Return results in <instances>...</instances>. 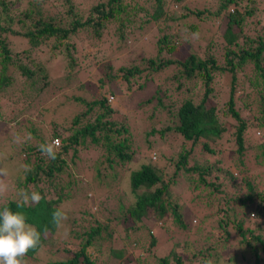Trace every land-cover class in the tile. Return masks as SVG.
Listing matches in <instances>:
<instances>
[{
  "label": "trees",
  "instance_id": "16d2710c",
  "mask_svg": "<svg viewBox=\"0 0 264 264\" xmlns=\"http://www.w3.org/2000/svg\"><path fill=\"white\" fill-rule=\"evenodd\" d=\"M179 2H183L180 10H173V5ZM141 13L147 17L145 20H140ZM152 20L155 24L162 21L160 24L164 26H168L169 20H175V31L157 27L162 33L154 38L156 31L152 30L137 46H142L139 52L143 53L146 49L143 45L149 39L153 53L129 60L139 61L138 64L122 65V61L128 62V53L134 55L137 47L125 52V42L136 39L130 38L134 29L141 30ZM16 22L18 26L14 27ZM205 24L212 30L217 27H214L217 37L207 35L210 28L204 29ZM80 32L86 36L77 42L75 39L81 36ZM193 34H197L194 39ZM206 35V45L202 49L198 40H203ZM11 36L26 41L27 46L23 49L14 47ZM195 42L198 47L194 48ZM63 45L60 52L58 49ZM105 45L107 47L103 49ZM90 46L93 47V58L77 67L74 51ZM46 48L53 57L60 54L67 58L65 66L71 69L70 89L68 97L65 93L63 98L70 101L62 105L61 111L72 112L65 117L60 116V110H52L45 123L50 127L48 129L40 122H31L26 133L15 131L17 140L18 135H25L17 145L23 144V163L31 171L20 170L10 196L3 200L0 208L16 210L22 188L42 194L43 199L38 204L21 209L28 223L41 232L40 245L27 256H36L40 248L48 245L51 253L61 254V259H39L46 264H102L94 247L95 242L100 241L120 264H207L208 261L229 264L230 258L222 253V250L227 253V249L216 243L222 236L224 240L229 238L232 228L242 249L240 259L249 264H264V111L261 117L254 119L246 115L254 102H261L264 109V0H0V92L10 85L13 73L19 74L21 85L16 92H10L7 100L16 103L14 96H17L26 101L20 109L35 103L50 81L49 68L34 58L37 52ZM98 54L108 61L110 69L118 63L116 70L122 73L126 82L133 76L141 79L137 88L127 89L128 97L133 98L141 89H153V93L138 105L143 110L137 108L132 112L138 110L146 115L147 120H142V116L137 128L153 122L161 114L165 118L168 116L164 127L156 129L150 125L146 135L176 133L181 138L176 156H166L172 166L171 173L156 164L158 153L155 151H151L148 162H137V132L132 127L135 120L131 121L132 116L127 111V116L121 115L119 119L110 103L111 98H117L115 85H105L107 90H113L108 93L114 95L108 97L102 94L88 98L78 93L82 77H86L83 74L89 73ZM246 66H251L249 70L255 75L244 73L242 70ZM169 69L173 76L167 82H176L177 86L162 89L158 86L159 76ZM72 76H75L74 80H71ZM216 82L218 92H215ZM243 82L251 86L250 93L260 87L261 95L249 94ZM238 86L244 91H239ZM184 88L190 94L180 100L173 99ZM194 90L198 92L196 97ZM247 95L251 98L245 99ZM150 104L152 108L147 109ZM17 114L4 118L0 112V118L11 122ZM57 119L61 120L56 122ZM25 120L15 123L19 129ZM55 138L59 139L60 147L57 158L50 160L41 154L39 145ZM88 143L99 158L84 162L81 148ZM198 143L201 145L199 158L193 154ZM152 146L147 139V148ZM65 165L72 166L70 172L73 174L80 175L82 169L88 171L90 182L80 175L76 179L79 183L62 184L59 177ZM101 183L117 198V205L108 209L113 218L108 217L107 222L95 217L93 211L95 206L97 212H103L111 205L94 194L95 187L100 190ZM128 195L129 199L126 198ZM188 195L193 202L199 201L194 210L196 214L199 207L206 206L211 211L205 215L217 217L218 228L223 230L220 236L210 229L206 232L200 226L195 237L184 242L181 252L170 249L163 255L149 254L148 257L128 255L130 248H143L137 246L138 239H131L129 248L111 247L112 226L118 223L124 226L125 221V231L131 233L143 227L144 218L151 219L154 225L171 218L188 233L193 224V214L191 218L187 217L190 211L185 209ZM80 204L83 206L78 207ZM61 205L68 217L61 229L64 247L53 243L57 230L52 225V213ZM81 216L93 218L94 224L80 220ZM76 241L74 249L70 245ZM155 244L152 235L149 252ZM112 257L107 264H111Z\"/></svg>",
  "mask_w": 264,
  "mask_h": 264
},
{
  "label": "rangeland",
  "instance_id": "374dc122",
  "mask_svg": "<svg viewBox=\"0 0 264 264\" xmlns=\"http://www.w3.org/2000/svg\"><path fill=\"white\" fill-rule=\"evenodd\" d=\"M83 1H88V0H83ZM182 3L183 2L176 3V5L174 4L172 9L175 11H179L180 7L182 6ZM191 5L195 6V4H192V3ZM143 7L145 6L143 5ZM141 9L144 10L145 8H141ZM139 16H140V20H145L147 18L144 15V13L139 14ZM174 21L175 20H169L168 26H164L160 24L162 21H160V23L155 24L154 21L152 20L151 22H148L141 30L134 29V32H132L133 34L131 35L130 38L134 37L138 39V37H141V39L140 40H136V39L127 40L124 46L125 52L132 50V48H134L135 45L137 46L141 40L146 39L147 35L149 36L148 33L151 34L152 30L156 31L154 32L156 34H154L152 37L155 38L161 35L162 32L159 30V28L157 29V27H169L168 29L171 30L173 33L175 31ZM19 23L20 25L22 24L20 21ZM16 26H18L17 22L15 23L14 27ZM214 27H212L213 28L212 30L210 27H208L207 24L204 25V29L210 28V31L207 34L208 36H212V37L216 36L215 28L217 27L215 28ZM79 35L81 36L75 39L76 41L78 40L77 42L81 41L82 36H86L84 33H81V32ZM207 35L203 38V40H198V43L202 45L201 46L202 49L205 48ZM11 37H12L11 38L12 41L14 42L11 44H13L14 47L17 46L18 48L23 49L27 46L26 41H23L14 36H11ZM194 38L195 36H192V39ZM70 41H72V39H70L69 42ZM150 42H152L151 38H150ZM64 46L65 45L61 46V48L58 50H60V52L63 51ZM143 46L146 47V49L144 50L145 52L144 51L143 53L139 52L142 46L135 47L136 53L134 55H131V52H129L128 57L126 58L128 62L122 61V65L127 66L129 64H138L139 61L137 63H133V62H129V60L133 58L138 60L142 58L143 56L150 55L149 53H153V48L149 44V39L148 41H146V45H143ZM106 47L107 45H105L103 49H105ZM193 47L194 48L198 47L196 42L193 43ZM76 48H79V47L76 46ZM78 50L79 51H74L75 56L77 57L76 65L77 67H81L84 65L85 62L93 58V56H91L93 47L90 46V48L85 47V48H82V50L81 49H78ZM82 53H86V54L82 55ZM98 55L99 56L96 57V61L94 62V64L89 68L90 69L89 73L83 74L84 76L86 75V77H82L83 82L80 87L78 86V89H79L78 93H82L84 96L88 98L94 95L97 97V96L104 94L108 97V96L115 94L117 98L115 96L114 98H111L110 103L112 105L113 110L118 114L117 115L118 118L120 119L121 115L127 116L126 115V111H127L128 115L132 116L131 121L135 120L132 127L137 132V140H135V147L138 150L137 155L139 159L137 162H148L149 157L151 158V155H152L151 151H155L158 153L157 155H155L156 164L162 166L166 170V172L171 173L172 166L168 164L166 156L170 154L171 155L175 154L176 156L181 146V138L176 133H172L170 136H165V135L158 134V133L153 136L146 135V132L149 131L150 129L149 127L150 125L154 126L156 129H160L164 127L165 124L168 123L167 121L168 116H166L165 118L163 114H161L153 122H150L148 120L149 121L148 124L137 128L138 125L140 124L138 121H142L146 119V115L144 116V114H142L141 112L143 109L138 108L139 107L138 105L153 93V89L151 90L141 89L142 91L135 92L133 98L128 97L127 89L137 88V86H139L138 83L141 82V79L138 76H133L131 77L129 82H126L124 79H122V73L116 70L118 67L116 65L118 63L114 65L115 67L110 69L108 67L109 65L108 61L104 60L103 57L100 58L101 57L100 54ZM136 56L138 58H135ZM174 57H176V55H174ZM34 58L36 60H40L47 68H49V74H50V81L48 85L44 88L41 96L39 98H36V102L33 104H30L29 106H26L24 109H20V108L25 106L27 102L22 99H18L17 96H14V101L17 100L16 103L11 104V102L10 103L8 102L7 97L10 94V92H16L17 89L21 85V77H19V74L17 73L12 74V80H11L10 85L6 86L3 89V91L0 92V109L2 110L0 112L2 113L3 117L11 118L16 113H19L17 114L16 119L13 118L11 122H8L6 119L0 118V166L5 167L8 171V175L6 177H0V179H2L3 182L8 186L7 192L4 195H0V204L3 202L4 199L10 196L14 179L16 178L20 170L26 167L23 163V158H25L24 151L21 150V148H23V144L17 145V142L20 141L22 138H24L25 135H21V136L18 135V140H17L15 131L18 130L19 134L26 133L28 123H31V122H35V123L40 122L43 125V127L48 129L50 127L45 126V123H47V120L51 116L52 110H58V111L60 110L59 112L60 116L64 115L65 117H67L69 112H72V111H67V110L61 111L64 108L62 107V105L70 101L69 99H66L68 97L67 91L70 89V87H68L70 83L68 81V77L71 72V69L65 66V63H66L65 60L67 58H63V56L60 54L55 55V57H53L51 56V51L47 48L41 49L39 52H37V54L34 55ZM250 67L251 66H246L245 69H243L242 71L244 73L251 72L250 74L255 75L254 72L249 70ZM170 69L159 76L160 84L158 86L162 89L167 88V87L170 89H175V87L177 86L176 82L174 83H171L169 81L167 82V80L173 76V73ZM241 75H243V73H241ZM74 78L75 76H72L71 80L72 79L74 80ZM109 83H112L113 85H115L116 92L114 94L112 92L108 93V91H113L110 89L107 90V87L105 85ZM243 84L246 88H248V93L254 96H260L261 92L263 91L260 87H257L254 90H252L250 93L251 86H249L247 82H243ZM188 85L190 84L188 83ZM38 87H41V86L38 85ZM103 87H105L106 89ZM238 89H240L239 91H244L239 86H238ZM218 90H219V86H218V82H216L215 92H218ZM197 91L199 92L200 90L197 89ZM197 91L194 90L195 97L198 94ZM65 93H67V96L66 98H63V95ZM189 94H190V91L188 90L186 91L184 88L182 92H180V95L175 96L176 98H173V99L180 100L181 97H186ZM221 97L219 98L220 102L222 101ZM244 98L250 99L251 97L247 95ZM260 104L261 102H258V101L254 102L253 106L247 109L248 112H250L246 114L248 118L254 119V117H258V116L261 117L263 115L264 109L261 107ZM175 105H176V102H175ZM137 108L138 110H141V111L136 110V112H132L134 109H137ZM151 108H152V104L147 106V109H151ZM78 109L79 107H77V110ZM112 116L114 117V115ZM142 116H144V118L141 120ZM125 119H128V118H125ZM24 120L25 122L22 125L23 127L19 129L18 124L16 125L15 123L17 121L21 122ZM60 120L61 119H57L56 122H59ZM3 122H4V126H2ZM56 124H59V123H56ZM49 132H51V130H49ZM147 139L153 145L152 146L153 148L152 147L151 149L147 148ZM84 143L87 144L85 141ZM200 148H201L200 143H198L194 147L193 154L197 158H199V155H200ZM81 149H83V154L81 156L84 162L86 160L89 162L93 161L94 158L98 157L97 151L92 150L93 149L92 145L89 143L87 146H84ZM89 151L91 154H89ZM91 151H93V153ZM222 154L226 156L224 151H222ZM70 157L71 155L67 157V160H69ZM174 159L176 160L177 157H175ZM71 168L72 166L65 165L63 170L61 171L59 179L61 180V183L63 182L62 184L67 185L69 182H71L72 184L74 181H77V183H79V180H76V179L80 175L81 177H83L84 180H86V182H90L89 180L90 175L88 171H86L85 169H82L83 172H80V175L76 174V172H74L73 174L72 172H70ZM98 188L95 187L96 190L94 194L99 195L102 202L110 203L112 206L109 205L107 207V210L103 212H97L98 208L96 209L97 206H95L93 207L94 209L93 211H94L95 217H97L99 220L107 222L108 217L113 218V214L109 212L108 209L113 208V205H117L115 204L117 198L114 197V192L106 191V188L105 186L104 187L102 186V183L100 184V190H98ZM125 188H126V185H125ZM97 192H100V193L98 194ZM203 194L205 195V193ZM126 198L129 199L130 198L129 195ZM90 201L94 202L91 199ZM185 202L187 205L185 209H189L190 211V214L187 217L190 216L191 218L193 214L191 218L193 224H190L191 228H190V231L188 232L189 234L187 232L186 233L183 232L180 229V227H178L172 221L171 218H166V220L157 222V224L155 225L151 219L144 218L145 226L143 225L142 228L135 230V231H131V233L129 231L128 233L127 231H125L126 229L124 226L127 225L125 221L124 226H122L120 223L116 225L112 224L113 225L112 226L113 238L111 239V241L113 242H112L111 247L118 248V249L129 248L130 240L138 239L137 246L142 245L143 248L138 249V250H135V249L133 250L132 248H130L128 255L132 256V258L137 256V254L141 255V257H148L149 254L150 255L155 254L157 256V255H163L166 250L169 251L170 249H174L178 253L181 252L184 242L187 240V238L193 239L195 237L196 230H198L200 226L204 227V230H206V232L207 230L210 229L209 231L213 232L215 235L217 234L220 236L223 233V230L218 228L217 217L214 215H205L207 212L211 211L209 208H205L206 206H201L199 207L197 214H196L194 210L196 209L195 207L199 201L193 202L191 200V195H188L186 197ZM191 204H193V206L189 207V205ZM82 206L83 205L81 204L78 205V207H82ZM76 207L77 206H75L74 208L76 209ZM80 220L86 221L87 223L91 222L92 224H94L93 218L89 216H81ZM74 229L76 230V227H74ZM229 230L231 231V236L227 238L226 240H224L222 236L220 241L216 243V245L219 244V246H222L224 249H227V253H226V250H222V253L230 258L229 264H249L248 261L244 259L243 260L240 259V257L242 256L240 251L242 249L237 244L238 237L236 233L233 232L232 228H230ZM127 234L129 235L128 239H127ZM152 235L155 237L156 244L152 248H150V252H149L148 251L149 250V240H151ZM63 238H64V232L62 230L57 231V233L55 234V240L53 241V243L56 244V246L58 247H62V246L64 247V245H62L64 244ZM108 242H110V240ZM75 244H77V241L70 246L74 248ZM213 245H215V243ZM94 247L97 249L96 251L99 252V256L103 260L102 264H107V260L113 256L110 249H108V247L100 241H96L94 244ZM50 250L52 249L49 248V246L47 245L44 248H40L38 252L36 253V256H33V257L26 256L24 258L26 261V264H46L47 262H43V261H47V260L56 261V260L61 259L60 253L54 254V253H51ZM64 256L66 257V254H64ZM112 258L113 260L111 264H120L119 259L115 258V256H113Z\"/></svg>",
  "mask_w": 264,
  "mask_h": 264
},
{
  "label": "clouds",
  "instance_id": "9594fccd",
  "mask_svg": "<svg viewBox=\"0 0 264 264\" xmlns=\"http://www.w3.org/2000/svg\"><path fill=\"white\" fill-rule=\"evenodd\" d=\"M196 36L197 34H193ZM60 141L41 143L39 151L50 160L57 158ZM25 171H31L25 167ZM8 171L0 166V177H6ZM8 186L0 179V195H4ZM43 196L38 191L20 189L16 202V210L10 207L0 208V264H26L25 257L32 249L37 248L41 242V232L32 224L28 223L26 214L21 210L25 206L38 204ZM67 212L64 207L58 206L52 213V225L60 231L64 229L67 220ZM66 231V230H65ZM207 264H211L208 261Z\"/></svg>",
  "mask_w": 264,
  "mask_h": 264
},
{
  "label": "built area",
  "instance_id": "2783aa9c",
  "mask_svg": "<svg viewBox=\"0 0 264 264\" xmlns=\"http://www.w3.org/2000/svg\"><path fill=\"white\" fill-rule=\"evenodd\" d=\"M54 140H59V139H56V138H55Z\"/></svg>",
  "mask_w": 264,
  "mask_h": 264
}]
</instances>
